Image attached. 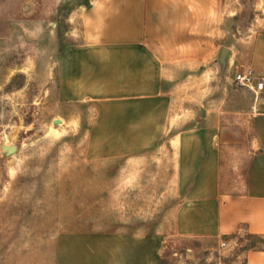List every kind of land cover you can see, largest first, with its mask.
I'll return each instance as SVG.
<instances>
[{"label": "rangeland", "instance_id": "1", "mask_svg": "<svg viewBox=\"0 0 264 264\" xmlns=\"http://www.w3.org/2000/svg\"><path fill=\"white\" fill-rule=\"evenodd\" d=\"M88 2L0 0V264H159L161 255L163 264H246L242 227L236 237L177 232L188 189L175 134L206 116L246 133L220 159V190L243 192L260 93L234 76L264 36V0H222L221 45L172 65L165 132L131 153L111 143V111L102 125L103 104L79 91ZM3 144L16 150L7 155Z\"/></svg>", "mask_w": 264, "mask_h": 264}, {"label": "crops", "instance_id": "2", "mask_svg": "<svg viewBox=\"0 0 264 264\" xmlns=\"http://www.w3.org/2000/svg\"><path fill=\"white\" fill-rule=\"evenodd\" d=\"M223 14L222 0H89L82 8L79 91L103 104L102 125L111 111V143H124L131 153L136 143L142 148L161 138L168 125V72L197 60L199 46L221 45ZM249 65L264 75V36ZM259 93L248 115L252 148L239 194L220 190V159L222 149L242 143L246 133L206 116L203 126L175 134L178 171L188 189L176 211L179 234H228L244 226L264 235V90ZM245 258L264 264V251Z\"/></svg>", "mask_w": 264, "mask_h": 264}, {"label": "built area", "instance_id": "3", "mask_svg": "<svg viewBox=\"0 0 264 264\" xmlns=\"http://www.w3.org/2000/svg\"><path fill=\"white\" fill-rule=\"evenodd\" d=\"M234 80L243 87H247L259 93L264 90V75L257 72L254 68L250 66L244 67L242 70L238 71Z\"/></svg>", "mask_w": 264, "mask_h": 264}, {"label": "trees", "instance_id": "4", "mask_svg": "<svg viewBox=\"0 0 264 264\" xmlns=\"http://www.w3.org/2000/svg\"><path fill=\"white\" fill-rule=\"evenodd\" d=\"M88 4H89V2L86 3L85 6H88ZM241 227L245 229L244 236L248 240V243L243 247V250L264 251V235L251 233L244 226H240V227H238V229L235 232L230 233V234H226L223 236H225V237H236L238 235V231ZM164 261H165L164 257H162V255H161L159 264H163Z\"/></svg>", "mask_w": 264, "mask_h": 264}, {"label": "water", "instance_id": "5", "mask_svg": "<svg viewBox=\"0 0 264 264\" xmlns=\"http://www.w3.org/2000/svg\"><path fill=\"white\" fill-rule=\"evenodd\" d=\"M229 52H230V49L228 47H222L220 49V52H219V55L216 61L219 63L222 69L226 66ZM55 122H60V120H55ZM1 150L3 151V153L8 155L14 152L16 150V147L13 145L3 144L1 145Z\"/></svg>", "mask_w": 264, "mask_h": 264}]
</instances>
